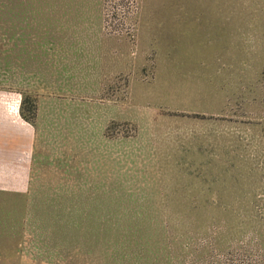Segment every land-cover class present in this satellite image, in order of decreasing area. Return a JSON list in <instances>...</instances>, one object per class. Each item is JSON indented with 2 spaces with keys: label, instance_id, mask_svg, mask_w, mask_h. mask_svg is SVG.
I'll return each instance as SVG.
<instances>
[{
  "label": "rangeland",
  "instance_id": "1",
  "mask_svg": "<svg viewBox=\"0 0 264 264\" xmlns=\"http://www.w3.org/2000/svg\"><path fill=\"white\" fill-rule=\"evenodd\" d=\"M0 89L41 98L0 264H264V0H0Z\"/></svg>",
  "mask_w": 264,
  "mask_h": 264
},
{
  "label": "crops",
  "instance_id": "2",
  "mask_svg": "<svg viewBox=\"0 0 264 264\" xmlns=\"http://www.w3.org/2000/svg\"><path fill=\"white\" fill-rule=\"evenodd\" d=\"M82 42L80 46L86 47L84 50H81V53L76 55L59 54L62 58L61 62H72L75 63L74 66L67 67L68 70H83L91 71V74L85 75L88 77V81H84V84L76 85V91L79 88L83 92L98 93L100 84L98 75L94 77V72H99L100 69V60L98 53L100 48H98L97 53L87 48L91 46V41H78ZM59 46H73L72 43H67V41H60ZM77 45V44H75ZM100 46V43L98 44ZM83 51V53H82ZM58 55V54H57ZM95 55V56H94ZM58 57V56H56ZM53 66H50V68ZM52 70V69H51ZM94 70V71H93ZM72 76L71 78H74ZM90 77V78H89ZM50 86H61L62 83L57 84V79L54 76H49ZM38 96V95H36ZM40 102V97H38ZM22 100V99H21ZM40 105V104H39ZM21 101L20 97L17 94H11L9 91L0 89V195H11V196H20L29 191L31 185V173L34 169V158L37 154V130L36 126L26 122L20 114ZM40 107V106H39ZM40 109H38V116ZM37 116V118H38ZM77 205L82 206V203L75 202ZM78 210H75V213L68 215L73 217H64L62 216L59 219V216L53 217L57 218L58 221L65 222H75L74 226H69L68 231L61 235V232H57L58 240L57 243L48 242V248H51V252L59 250L60 253L67 254L72 252H78L83 247V213ZM56 220V221H57ZM67 228V227H66ZM71 228H75V236L70 232ZM68 232H70L68 234ZM60 234V236H59ZM79 237V239H78ZM74 238V242H73ZM62 248H65L62 250Z\"/></svg>",
  "mask_w": 264,
  "mask_h": 264
},
{
  "label": "trees",
  "instance_id": "3",
  "mask_svg": "<svg viewBox=\"0 0 264 264\" xmlns=\"http://www.w3.org/2000/svg\"><path fill=\"white\" fill-rule=\"evenodd\" d=\"M38 109H39V99L38 96H29L24 95L22 102H21V108H20V114L21 117L28 123L35 125L37 116H38Z\"/></svg>",
  "mask_w": 264,
  "mask_h": 264
},
{
  "label": "built area",
  "instance_id": "4",
  "mask_svg": "<svg viewBox=\"0 0 264 264\" xmlns=\"http://www.w3.org/2000/svg\"><path fill=\"white\" fill-rule=\"evenodd\" d=\"M122 13H123V18H122V20H120V19H118V28H124V26L128 23V21H127V23H126V21H125V18H126V11L124 10V8L122 9Z\"/></svg>",
  "mask_w": 264,
  "mask_h": 264
}]
</instances>
